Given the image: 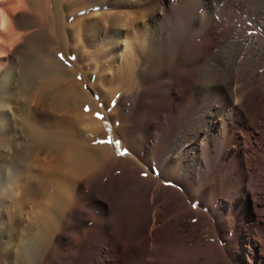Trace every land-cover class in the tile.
<instances>
[{
	"label": "bare ground",
	"instance_id": "1",
	"mask_svg": "<svg viewBox=\"0 0 264 264\" xmlns=\"http://www.w3.org/2000/svg\"><path fill=\"white\" fill-rule=\"evenodd\" d=\"M81 2L0 0L6 21V28H0V203L3 181L15 179L22 163L30 162L38 192L28 199L40 203L46 214L30 223L32 236H22L6 259L1 248H10L13 233L0 224V264H32L33 238H46L57 225L73 201L77 178L86 176L88 185L117 165L114 145L106 142L129 126L135 110L152 118L164 113L165 119L178 122L168 129V137L155 140L147 156L128 152L123 161L129 187L144 202L147 196L165 200L169 194L187 204L196 166L209 189L223 148L242 135L245 159L232 191L248 197L255 190L262 202L254 210L264 217V0H211L215 15L203 0L193 8L190 0H181L186 19L173 11L170 1L165 6V0H146L137 68L115 72L108 88L91 83L76 65ZM119 36L127 47L129 31ZM123 62L129 65L128 59ZM49 111L56 113L54 120L47 117ZM82 116L94 122L96 147L76 140ZM138 162L152 175H144ZM155 166L159 176L164 173L179 189L153 185ZM221 199L213 209L216 221L227 210Z\"/></svg>",
	"mask_w": 264,
	"mask_h": 264
},
{
	"label": "rangeland",
	"instance_id": "2",
	"mask_svg": "<svg viewBox=\"0 0 264 264\" xmlns=\"http://www.w3.org/2000/svg\"><path fill=\"white\" fill-rule=\"evenodd\" d=\"M168 1L173 11L186 19L181 12V0H165V6ZM190 1L192 8L199 3V0ZM203 1L215 15L217 8L211 6V0ZM145 2L82 0L78 6L80 43L74 47L76 65L91 83L108 88L111 80L115 79V72L117 74L124 68L129 72L136 70L141 53L138 37L143 33L147 14ZM67 22L71 23V20ZM67 26L71 28L70 24ZM122 31L130 33L127 47L120 40L119 33ZM125 58L129 60V65H124ZM137 111L130 115L129 126L124 132L118 131L112 139L111 144L119 159L117 165L110 167L106 175H98L88 185L85 184L86 176L77 178L73 201L59 217L57 225L50 229L46 238H33L32 264H264V217L254 210L261 206L262 198L255 190L248 197L232 191L243 170L245 154L242 145L245 137L239 135L238 140H231L223 148L209 189V185L199 178L198 166L192 170L188 200L185 198L187 204H180L176 195L169 194H166L165 200H160L158 196V201L147 196L144 202L140 192H133L129 187V174L123 161L127 160L128 152L139 157L147 156L155 140L159 136L168 137L172 132L168 129L175 128L178 122L165 119L164 113L152 118L144 110L136 114ZM49 114L47 117L54 120L56 113L50 114L51 117ZM77 122L76 140L85 146H98L93 136L92 118L82 116ZM249 130L252 131V128ZM254 134L257 135L256 132ZM2 152L1 160L4 158ZM27 163L30 162L22 163L15 179L6 178L1 185L4 195L1 196L0 224L13 233V246L7 250L4 246L1 248L2 259L10 256L11 248L14 249L22 236H32V221L46 216L40 209V203L29 202V195H37L38 191ZM142 165L139 163L138 167L142 169ZM48 169L52 173L51 167ZM145 170L144 175H152ZM155 171L153 185L158 183L163 187L179 189L173 181L165 180L164 173L159 176V166H155ZM7 190L8 195L5 194ZM220 199L227 205V210L216 221L213 209H216Z\"/></svg>",
	"mask_w": 264,
	"mask_h": 264
},
{
	"label": "snow or ice",
	"instance_id": "3",
	"mask_svg": "<svg viewBox=\"0 0 264 264\" xmlns=\"http://www.w3.org/2000/svg\"><path fill=\"white\" fill-rule=\"evenodd\" d=\"M0 28H6V21H5V19L3 18V16L2 15H0ZM86 111L88 110V109H85ZM96 116L98 117V118H103L102 116H101V114L100 113H96ZM101 143H104L103 141H101ZM106 143H108V144H111L112 143V140L111 141H108V142H106Z\"/></svg>",
	"mask_w": 264,
	"mask_h": 264
}]
</instances>
